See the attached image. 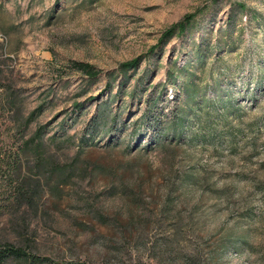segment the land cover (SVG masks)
Wrapping results in <instances>:
<instances>
[{"label":"rangeland","instance_id":"374dc122","mask_svg":"<svg viewBox=\"0 0 264 264\" xmlns=\"http://www.w3.org/2000/svg\"><path fill=\"white\" fill-rule=\"evenodd\" d=\"M1 149L40 186L0 176V242L40 264H264V0H0Z\"/></svg>","mask_w":264,"mask_h":264},{"label":"trees","instance_id":"16d2710c","mask_svg":"<svg viewBox=\"0 0 264 264\" xmlns=\"http://www.w3.org/2000/svg\"><path fill=\"white\" fill-rule=\"evenodd\" d=\"M200 12L192 13V14H186L182 20H180L177 23H174L172 26H170L162 35L161 42L164 40L171 38L174 35H180L183 36L188 29L193 25V23L196 20V17ZM141 58H134L130 61L124 62L120 65V70L124 73H128L131 69H135L140 64ZM72 66L75 70L80 71L84 75H87L90 79H95L98 77L100 71L96 69V67L88 62L83 61H75L72 63ZM50 141L53 144H58L59 142L57 140H54L53 137L49 138ZM32 142H29V147H34L38 152L40 151L41 147H43V139L41 138V134L38 132L36 133L35 137L31 140ZM60 143L62 144H68L70 143V140H62ZM30 145V146H29ZM32 152L28 149L23 152V155H31ZM12 154H9L7 150H0V176L5 177L8 179V184H11L13 182H17L19 190L17 193L16 200H19L20 202H31L33 200V194L36 193L39 189L40 184L34 183L30 180V174L24 173L22 170V153L18 152L16 156H14V160H11ZM6 166V169H9V172L6 174L5 171H3V167ZM30 169V168H29ZM28 171H31L28 170ZM72 174L71 170L66 173L65 171H58L55 169H52L49 181L50 187L52 188L57 187L60 185L59 182L62 181H68L70 178V175ZM36 187L37 190H33V188ZM18 198V199H17ZM14 260H17L19 262H24L28 264H40L44 263L46 259L39 258L36 255H32L26 251L25 248L17 246L12 244L11 242H0V264H12Z\"/></svg>","mask_w":264,"mask_h":264}]
</instances>
